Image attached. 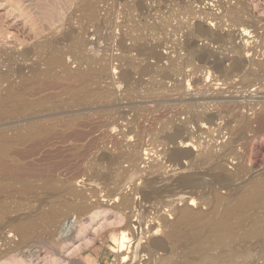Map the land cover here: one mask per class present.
Masks as SVG:
<instances>
[{"label":"bare ground","instance_id":"bare-ground-1","mask_svg":"<svg viewBox=\"0 0 264 264\" xmlns=\"http://www.w3.org/2000/svg\"><path fill=\"white\" fill-rule=\"evenodd\" d=\"M233 1L234 0H163V10L171 8L170 15L168 14L166 17V24H171L173 20L177 22L176 26L174 25V27L172 26L173 28L171 27V37L168 36L167 42L170 41L173 45L169 49L166 48V53L161 55L155 51L147 52L143 50L138 51L136 57H131L134 48H129L124 58L111 59L108 57L110 58L109 62L98 59V67L94 70L84 71L80 62H78L75 71L73 69L71 71L69 67L65 66L66 76L69 78L68 80L70 81L71 79L76 82V85L79 84L80 86L71 87L69 91H73L76 94L79 91L81 92L78 94L77 102L79 105L83 106L88 104V98L91 97L88 88V91L85 89L89 82L96 80L97 83L94 84L99 83V86L97 85L99 88L93 91L99 99L104 100L106 103H114L116 105L121 98H133L134 94L137 92L132 82V76L136 71H140V73L144 75L151 71V69L156 68L155 75L153 74L154 76L151 77V80L155 82V89L150 92L151 97H149L150 103L148 107L143 110L151 115L161 109H163V112L155 118L152 116L154 120L148 125L149 127H141L142 125H139L140 123L137 124V120H134L132 123L127 122L128 124L126 126L124 124L122 127L124 129H121L120 132L117 133V137L115 135L116 138L114 141L112 140L114 146L113 152H116L117 156H125L131 163H134V165H131L133 168L122 170L123 168L120 167V163L123 160L120 161V156L117 157L116 154L113 153L115 156H112L113 159L111 162L114 168L113 175L115 174L114 177L117 178L116 186L108 191L105 189L106 193H104V197L108 199V202H113V206L112 208L110 207V210L121 218L127 216V221L125 220L126 222L121 224L118 230L120 231L121 237L117 240L120 247V255L118 257L120 258L119 264H143L147 259H141V257L149 255L148 261L150 262L159 253L161 254L159 257L161 264H196L198 259L193 261V259L187 258V252L184 248L185 245L178 242L179 239L182 240V228L186 225H193L196 228L195 237L200 241L199 246L205 244L202 241V235L206 233L210 235L209 246L200 247L192 251L193 256H199L204 249L210 248L211 254L208 256L214 255L212 256L214 258L211 260L212 262L207 264H264V163L257 166V154H254L258 143L264 140V27L261 24L262 21L256 20L253 15V10L255 11V9H251L249 6V1L251 0H236L235 4H233ZM145 3V0H131V2L127 4V7L128 9L130 8V10H132L131 13H133L134 11L143 9ZM227 22H231L229 23L231 25L227 26ZM233 27L240 28V30L233 31ZM175 37L177 38L174 40L173 38ZM172 39L174 41H172ZM85 41L84 37L83 39H79L81 48ZM166 44V40L165 42L163 41V48ZM228 46L229 48H227ZM218 48L220 51L221 49H230L232 55L220 58L214 53L215 49L219 50ZM40 52L41 50L38 54ZM31 54H33V52L26 49V51L20 54L13 53L10 57L15 62H27L30 61ZM89 57H91V55ZM152 59L155 61L153 64L150 62ZM51 60L52 64L58 67H62L65 62H63V58H54ZM120 60H122V62L124 61L125 64H117L118 67H115V62L120 63ZM135 60H139L142 64H135ZM38 63H33V77L31 75V79L30 77H28L29 79H22L26 90V86H30L33 82L40 83L43 78L50 75L53 71L50 66H48L47 69H40V64L38 65ZM112 66L113 72L111 71ZM190 66L194 67V69L191 67L193 70L188 74L185 70L187 71ZM117 70H119V72H117ZM18 72L22 74L24 72L23 67L20 66ZM236 77H241L239 83L241 102H232L229 101L231 99L229 98V100L220 103L219 99L222 94L229 93L228 89L236 88V85L233 84V79ZM66 81L67 80H65L64 83H66ZM208 82H214V85L210 83V85H204V83ZM220 82H222V84H220ZM58 83L56 84L58 85ZM185 83L188 84L189 89L192 88L194 90H191L193 93H186L184 91ZM215 86H219V89L215 90ZM62 87L64 86L62 85ZM6 90L7 86L4 78L0 74V118L4 115L5 104L10 99V94H8ZM32 90H34V88ZM68 93L66 92V95ZM229 94L232 95V93ZM169 96L175 98L174 101H172L175 103L174 106L165 104L168 102L166 99ZM15 97L16 96H14V98ZM11 98H13V96ZM115 105H113V107H115ZM109 110L107 112L112 113ZM122 115L123 114H120V117ZM183 116H185V118L181 120ZM222 117H227L230 123L237 125V128H239L238 130L241 131V138L236 140L234 129H231L233 126H227L232 130L231 134L229 130V134L232 136L228 138V141L224 142L222 146L220 145L221 147L218 149L220 151H218L217 147L219 146H217V143L220 138H218L215 144L209 142L205 143L202 142L203 140L197 134L204 132L202 126L205 124L209 125V129H213L214 122L216 120L219 121ZM119 121L120 120L116 118L109 119L106 126L109 127L110 134L116 133L120 128ZM46 124V121L42 119L30 120L25 126V129L27 133L31 132V137L32 134L37 137L43 135L50 129V126ZM64 126L72 127L69 122ZM156 126L160 127L157 128ZM192 126H194L195 129H192ZM47 136L46 133L44 138ZM149 136L153 138L151 142L157 149V151H152L150 147L151 151L155 152L151 154L159 152L161 153V158L163 156L166 158V163L175 164V166L180 168H183V162L185 161L188 164L187 168L184 167L185 170L188 171V169L196 168L197 172L187 176H184V173V177L180 178V180L176 179L179 181L178 184L171 186L168 180L163 181L160 176L165 168L163 165L164 159L158 160V157H156L152 159V164L148 167L150 168V174L143 170L149 177L151 176V179L149 177L144 178L143 176L145 175L142 176L144 173L141 172L139 167L144 161L146 162L145 159L143 160L142 154L144 148L143 141ZM22 137L25 138V135L20 133L17 140ZM224 138L225 137L221 139ZM6 139L2 138L1 140V149L3 151L5 150V152L9 150V147H13V145L11 146L9 143L10 140ZM239 142L242 144L241 154L236 151ZM154 147L152 146L153 149ZM158 149L160 151H158ZM147 155L149 154L145 153L144 158ZM110 156L109 154H105L104 159ZM143 164L145 165L146 163ZM171 166L172 165H170V167ZM230 166H232V168H230ZM173 168L175 169V167ZM177 169H175L176 173ZM183 172L184 171H182V173ZM167 178L168 177H166V179ZM134 180L139 181L141 184L136 185L133 182ZM128 182H133L134 184L130 192H125V185ZM129 183L127 185H129ZM74 184L75 183H73V185ZM69 188L68 193L71 199L73 197V201L67 204V209H69L68 213L63 215L61 212L59 214V211L57 212L55 210L56 213L60 215L57 216L60 218L63 217V221H66L63 225L65 229H69L75 224V221L67 219L70 213L73 212L81 218L101 210L103 205H105H101L102 202L99 201L100 199L97 200L98 194L100 192L103 193L101 190H99V192L92 189L90 190V196H88L85 192H81V190L76 191L73 187ZM4 191L6 190L2 192ZM1 193L0 197H2ZM172 193H176V195L171 197H175L177 200L174 198V201H169L168 199L164 201L166 196L162 198L163 194L168 196L170 194L172 195ZM187 195L188 197L185 201V205L179 207L176 203L183 202ZM136 196H139L141 201L143 203L145 202V204L156 198H158V203L156 206L154 205V208L152 206L150 210L145 207H140L139 213L137 214L138 203L135 202ZM95 198L96 201L93 203L92 199ZM3 202V200L0 202V206L4 205ZM9 203L7 204L9 205ZM159 206H161L162 210H164V208H169V210L167 209L168 211H166V214H162L163 211L158 209ZM6 213L4 212V215H7ZM151 215H153L152 218ZM135 218L137 219L134 220ZM132 220L134 221L132 222ZM16 221L18 223L14 226H17V235H13L14 239L12 237V239L6 237L5 230L8 229L9 226L4 227V225V229L0 233V261L12 256V262L17 263L16 254L25 245L26 238H28L26 237L27 230L33 225L32 221L27 218H17ZM122 221H124V219ZM143 223H150L148 231H144ZM136 226L139 227L136 228ZM135 229L140 231L138 235L142 237L138 238V236H135ZM148 233L152 234V236L142 244V239ZM55 234H59V231ZM134 240V247L129 251V245ZM52 242L54 243L53 240ZM124 252L133 254V256H131L132 258H130V255H125ZM206 253L205 251L204 256L199 258L200 261H204ZM208 259L210 258L208 257Z\"/></svg>","mask_w":264,"mask_h":264},{"label":"rangeland","instance_id":"rangeland-1","mask_svg":"<svg viewBox=\"0 0 264 264\" xmlns=\"http://www.w3.org/2000/svg\"><path fill=\"white\" fill-rule=\"evenodd\" d=\"M129 2H131V0H0V53H2L0 54V74L4 78L7 86L6 92L10 94V99L4 107V115L0 118V193L6 190L1 193L2 197H0V202L2 200L4 201V205L0 206V233L4 227L9 226V228L5 230L6 237H12L14 239L13 235H17V226H14L18 223L16 221L17 218H27L33 223L31 228L27 230V235L25 234L26 237H28L26 238L25 245L16 254L17 263L12 262L11 258L13 257L11 256L8 259L0 261V264L120 263V258H118L120 255V247L117 240L121 237L120 231L118 230L121 224L127 221V216L121 218L114 214L113 211L110 210V207L112 208L113 206V202H108V199L104 197V193H106L105 189L108 191L114 188L117 180V178L114 177L115 174L113 175L114 168L111 162L113 159L112 156H115V154L117 156V153L113 152V141L117 137V133H119L121 129H124L122 128L124 124L125 126L128 124L127 122L132 123L134 120H137V124L140 123L139 125H142L141 127H147L156 116H159V114L163 112V109H161L153 113L154 115H151L144 111L150 103V92L155 89V82L151 80V77L155 75L156 68L151 69V71L144 75H142L140 71H136L132 76V82L137 92L134 94L133 98H121L116 105L114 103H106L104 100L99 99L93 92L99 88L97 87L99 83L94 84L97 83L96 80L89 82L85 89L86 91H90L91 97L88 98V104L85 106L79 105L77 102L78 94L81 93L80 91L77 94L73 91H69L71 87L80 86L79 84L76 85V82L73 80L70 79L71 82L68 80L69 78L66 76L65 69L69 67V70L72 71L73 69L75 71L78 62H80L84 71L94 70L98 67V59L109 62L110 58H124L129 48H134L131 57H136L138 51L143 50L147 52L155 51L163 55V53L167 51L166 48L169 49L172 47V42H167V39L168 36L171 37L170 31L174 25L176 26L177 22L176 20H171V24H166V17L171 13V8L163 10V0H145L146 3L143 9L131 13L132 10L127 7ZM235 3L236 0L233 1V4ZM249 6L251 9H255V11L253 10V15L256 20L262 21L261 24L264 27V0H251L249 1ZM227 23V26L231 25L229 24L231 22ZM238 29L240 30V28H232L233 31H237ZM83 37L86 41L83 42L81 48L79 39H83ZM176 38L177 37L173 39L175 40ZM173 39L172 41H174ZM165 40L167 46L165 45L163 48V41L165 42ZM227 48H229V46ZM227 48L225 49L226 51L222 49L220 51L219 48V50L215 49L214 53L220 58L232 55L230 49ZM26 49L33 52L30 61L15 62L11 59L10 56H12L13 53L20 54L26 51ZM40 50L41 52L38 54ZM90 55L91 57H89ZM54 58H63V62L65 61L63 66L58 67L53 65L51 59ZM5 60L8 61L6 62ZM120 61L122 62V60ZM34 62L38 63V65L40 64V69H47L48 66H50L53 71L50 75L43 78L40 83L33 82L31 85L29 84L30 86H26V90L23 85V80L29 79L28 77H30V79L33 77L32 67ZM121 62H115V67L125 64L124 61ZM135 62L137 65L142 64L139 60H135ZM150 62L153 64L155 61L152 59ZM20 66L24 69L22 74L18 72ZM191 67L192 66H190L187 71L185 70V72L190 74V71L194 69V67H192L193 69ZM111 71H114L113 66L111 67ZM117 72H119V70H117ZM65 80H67L66 83H64ZM240 80L241 77L233 79V84L236 85V88L228 89V92L232 93V95L229 93L222 94L219 99L220 103L229 100V98H231L229 101L241 102V93L239 94ZM56 83H58V85ZM209 83L214 85V82L204 83V85H210ZM61 84L64 87H62ZM220 84H222V82H220ZM32 87L34 90H32ZM184 89L186 93H193L192 91H194L192 88H188L187 83H185ZM214 89H219V86H215ZM66 92L68 93L67 95ZM12 96L13 98H11ZM14 96L16 97L14 98ZM174 99V97L169 96L166 99L168 102L165 104L174 106L175 103L172 102ZM30 102L34 104L32 105ZM113 105H115L116 108L113 107ZM108 110L112 113H108ZM102 114L106 116L104 117ZM120 114H123V117H120ZM110 118H116L121 121H119L120 128L117 130L118 132L116 131L114 134H110L109 127L106 126ZM184 118L185 116L181 117V120H184ZM224 118L222 117L219 121L216 120L212 127L213 129H209V125H203L202 129L204 132L197 134L203 140L202 142L205 143L209 142L215 144L218 138H220L217 143V146H219L217 150L220 149L224 142L228 141V138H231V129H234L236 133H234V135H236V140L241 138V131L238 130L239 128H237V125L230 123L227 117ZM36 119L45 120L50 126V129L46 131L47 137L44 138L46 133L37 136L38 138L34 134H32L31 137V132L27 133L25 126L30 120ZM68 122L72 126L71 128L70 126H64ZM227 126L233 127L230 129ZM156 127L159 128L160 126ZM192 127V129H195L194 126ZM20 133L25 135V138L22 137L17 140ZM150 137L151 136L145 138L143 141L144 148L142 150L143 160H146V162L144 161L143 163L147 165L142 163V166L140 165L141 168L139 167L141 172L144 173L142 176L145 175L143 176L144 178L149 177L150 168L148 167L152 164V159L156 157H158V160L164 159L163 165L165 168L162 174L160 173V176L163 181L168 180L171 186L177 185L180 178L197 172L196 168H194L195 170L193 168L188 169V171L185 170L188 166L185 161L183 162V168H180L175 166V164L166 163V158H164V156L161 158V153L159 152L151 154L155 153L152 151H157V149L151 142L153 138ZM223 137L225 138L221 139ZM2 138H8L10 141L13 140L12 142L9 141L10 145H13V147H9L10 151L8 150V153L1 149ZM21 141H25L23 142L25 144ZM237 145L236 151L241 154L242 144L239 142ZM158 151L160 150L158 149ZM145 153L149 155L144 158ZM105 154L111 156L104 159ZM254 154H257V166L262 165L264 163V140L258 143ZM119 156L120 161L123 160L120 163V167L123 168L122 170L133 168L131 165H134V163H131L123 155H118L117 157ZM170 165L175 167V169L178 168L179 171L177 169L176 173V170L172 166L171 168ZM230 168H232V166H230ZM143 170L149 173L147 174L143 172ZM182 171L184 172L182 173ZM165 176L168 178L166 179ZM149 178L151 179V176ZM133 182L136 185L141 184L139 181L134 180ZM133 182H128L129 185L126 183L125 192H130L134 184ZM73 183H75L76 186L75 184L73 185ZM69 187H73L76 191L81 190V192H85L88 196H90V190L92 189L97 191L101 190L103 193L99 191L100 193L98 194L97 200L100 199L99 201L102 202L101 205H105H103L101 210L85 215L86 217L83 216L80 218L79 215L73 212L70 213L67 219L75 221V224L69 229H65L63 225L66 221H63V217L60 218L58 216H60V212L63 215L68 213L69 209H67V204L73 201V197L71 199L68 193ZM173 195H176V193H172V195L170 194L168 196L163 194L162 198L166 196L164 201L167 199L169 201H174L175 197L172 198ZM187 197L188 195L185 196L183 202H178L176 204H178L179 207H183ZM138 198L139 196L135 197V202L138 203L137 214L139 213L140 207H145L150 210L152 206L154 208V205L156 206L158 203V198L148 201L146 204L141 201V198H139L140 200ZM175 199L177 200V198ZM5 201L7 203L10 201L9 205ZM92 201L94 203L96 198L92 199ZM158 209L163 211L162 214H166V211L169 210V208H164V210H162L161 206H159ZM55 210L57 212L59 211V214H57ZM4 212H7V215H4ZM152 217L153 215H151V218ZM123 219L124 221H122ZM136 219L137 218L134 220ZM134 220H132V222ZM149 226L150 223H143L144 231H148ZM138 227L136 226V228ZM58 231L59 234H55ZM182 231V240L179 239L178 242L185 245L184 248L187 252V258H191L193 261L198 259L196 264H207L212 262L211 260L214 258L212 256L214 255L208 256L211 254L210 248L204 249L199 256L192 255V251H195V249L210 245V235L208 233L203 234L202 241L205 244L199 246L200 241L195 237L197 230L193 225L184 226ZM139 232V230L134 232V234H136L135 236H138V238L142 237L138 235ZM150 236H152L150 233L145 235L141 241L142 244L147 241ZM134 242L135 240L132 241L130 244L131 246L129 245V251L133 249ZM205 251L207 252L205 254L206 258H204V261H200L199 258L204 256ZM124 254L130 255V258L133 256L130 252H124ZM157 255L150 261L151 263L148 261L149 255L141 257V259H147L143 264H161V261H159L161 254L159 253ZM208 257L210 259H208Z\"/></svg>","mask_w":264,"mask_h":264}]
</instances>
